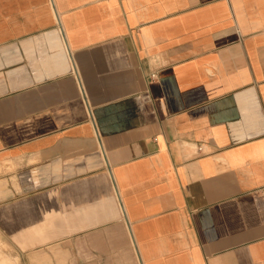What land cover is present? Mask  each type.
<instances>
[{
	"label": "crops",
	"instance_id": "crops-1",
	"mask_svg": "<svg viewBox=\"0 0 264 264\" xmlns=\"http://www.w3.org/2000/svg\"><path fill=\"white\" fill-rule=\"evenodd\" d=\"M0 264H264V0H0Z\"/></svg>",
	"mask_w": 264,
	"mask_h": 264
},
{
	"label": "built area",
	"instance_id": "built-area-1",
	"mask_svg": "<svg viewBox=\"0 0 264 264\" xmlns=\"http://www.w3.org/2000/svg\"><path fill=\"white\" fill-rule=\"evenodd\" d=\"M151 76H154L153 74Z\"/></svg>",
	"mask_w": 264,
	"mask_h": 264
}]
</instances>
